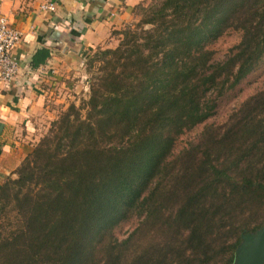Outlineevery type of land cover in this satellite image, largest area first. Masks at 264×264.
Returning <instances> with one entry per match:
<instances>
[{"label":"trees","instance_id":"16d2710c","mask_svg":"<svg viewBox=\"0 0 264 264\" xmlns=\"http://www.w3.org/2000/svg\"><path fill=\"white\" fill-rule=\"evenodd\" d=\"M133 15L89 50L86 98L1 181L0 264H234L264 227V78L222 113L264 74V0H144Z\"/></svg>","mask_w":264,"mask_h":264},{"label":"crops","instance_id":"0c3cea01","mask_svg":"<svg viewBox=\"0 0 264 264\" xmlns=\"http://www.w3.org/2000/svg\"><path fill=\"white\" fill-rule=\"evenodd\" d=\"M144 0H0V16L20 33L15 77L0 84V183L32 150L59 108L85 97V59L95 47L113 48L115 31L135 20ZM54 4L52 12L39 5ZM48 51L44 64L30 57Z\"/></svg>","mask_w":264,"mask_h":264},{"label":"rangeland","instance_id":"374dc122","mask_svg":"<svg viewBox=\"0 0 264 264\" xmlns=\"http://www.w3.org/2000/svg\"><path fill=\"white\" fill-rule=\"evenodd\" d=\"M135 21H136V18L133 22H135ZM115 39H116V37H115ZM237 41H238V35L235 33H231V34L224 35V36L220 37L211 47V49L214 51V59L215 60H222L227 49L229 47H231L232 45H234ZM116 43L117 42H115L114 46L116 45ZM100 48L104 49V47H100ZM94 67H96V64H95V66H93L89 70L85 69L87 80L89 79V77L93 73ZM263 78H264V74L261 75V77L257 78V80H253V81L251 80L247 84L243 85L241 90L237 91L238 94L236 97L231 98V99L228 98L229 100L227 99L228 103L223 105L222 113H225L229 110L234 109L244 98H246L248 95H250L255 90V88L260 86ZM86 96H87V92H86L85 97H83V98L80 97V99H84V98H86ZM80 99H78L76 101V103L74 104L75 106L78 105ZM61 109H64V108L58 109L54 119L56 118V116H58L59 111H61ZM53 120H51V121H53ZM51 121H49L47 123L44 134H46L47 129H48ZM199 130H200V128L193 130L192 132L186 133V134L182 135L180 138H178V140L176 141V143L174 145L175 151L182 149L189 141L193 140L195 138V135L198 133ZM135 223H136V221L133 219L132 221H129L125 224H121L119 227H117L114 230V235L116 236V238H118V239L125 238L127 236V234L133 230V228L136 225Z\"/></svg>","mask_w":264,"mask_h":264},{"label":"built area","instance_id":"2783aa9c","mask_svg":"<svg viewBox=\"0 0 264 264\" xmlns=\"http://www.w3.org/2000/svg\"><path fill=\"white\" fill-rule=\"evenodd\" d=\"M54 4L39 5V11L52 12ZM20 43V33L9 26L5 17L0 16V84L10 82L18 70V61L14 50Z\"/></svg>","mask_w":264,"mask_h":264},{"label":"water","instance_id":"95a60500","mask_svg":"<svg viewBox=\"0 0 264 264\" xmlns=\"http://www.w3.org/2000/svg\"><path fill=\"white\" fill-rule=\"evenodd\" d=\"M234 264H264V227L254 235L241 237Z\"/></svg>","mask_w":264,"mask_h":264}]
</instances>
